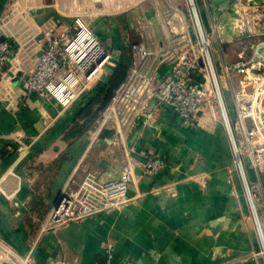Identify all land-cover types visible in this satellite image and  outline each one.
<instances>
[{
    "label": "crops",
    "instance_id": "obj_1",
    "mask_svg": "<svg viewBox=\"0 0 264 264\" xmlns=\"http://www.w3.org/2000/svg\"><path fill=\"white\" fill-rule=\"evenodd\" d=\"M12 1L0 0V18L8 22V38L2 39L13 45L14 68L39 54L41 46L33 38L36 26L58 19L83 20L95 5L109 3L123 15L110 19V28L104 23L91 27L112 52L114 70L127 43H140L148 51L166 46V18L182 3L15 0L14 12ZM196 3L203 27L212 36L219 72L224 65L250 58L264 39V0ZM238 3L250 8L257 22L253 34L240 35L234 27ZM99 7L95 18L102 19ZM21 44L27 46L18 51ZM159 62L154 56L148 59L152 69ZM10 74L13 94L0 100V238L21 255H31L35 264H98L105 262L107 244L113 243L112 264H264V175L247 172L249 184L260 185L255 194L258 226L220 116L214 118L206 107L199 126L187 129L177 115L160 109L148 125L135 120L126 145L113 142L112 129L93 141L92 127L72 135L79 110L89 101L63 107L55 99L28 93L22 77L14 84L16 75ZM222 81L225 85L224 77ZM233 82L237 85L236 77ZM225 95L232 109L228 89ZM21 146L29 148L23 158L18 154ZM133 146L134 179L124 206L44 230L67 185L78 186L89 173L104 182L119 179L126 149ZM149 153L168 164L156 175L145 171Z\"/></svg>",
    "mask_w": 264,
    "mask_h": 264
},
{
    "label": "built area",
    "instance_id": "obj_2",
    "mask_svg": "<svg viewBox=\"0 0 264 264\" xmlns=\"http://www.w3.org/2000/svg\"><path fill=\"white\" fill-rule=\"evenodd\" d=\"M181 1L166 18V46L148 51L140 43L132 44L128 78L91 128L92 140L105 129H112L113 142L126 145L135 120L141 118L148 125L160 109L170 110L185 128L194 129L199 126L200 114L207 107L214 118L220 116L226 127L235 166L244 181L250 208L259 226L255 194L260 185L251 186L247 172L264 175V39L254 47L250 58L224 65L219 72L214 60L213 39L203 27L196 0ZM16 5L17 1L13 0L14 12ZM236 7L234 27L240 35L253 34L257 22L250 8L241 3ZM35 29L33 38L36 37L41 46L39 54L30 63L14 68L11 65L13 45L8 39H2L8 38V22L0 18V100L13 94L8 84L13 73L14 76L21 74L28 93L55 99L63 107L80 99L89 101L104 70L112 65V52L79 18L72 22L58 19ZM25 45L21 44L18 51ZM152 56L160 59L155 69L148 63ZM235 77L237 85L233 82ZM225 89L231 93L232 109ZM28 151L27 146H21L20 158ZM134 153V146L126 149L122 174L117 180L104 182L89 173L78 186L67 185L58 206L49 213L44 230H54L124 206L129 201L127 191L134 179ZM145 157V171L149 175L160 173L168 165L165 158L155 153ZM114 250V244L108 243L105 262L98 264H112ZM7 263L35 264L31 255H21L0 238V264Z\"/></svg>",
    "mask_w": 264,
    "mask_h": 264
},
{
    "label": "trees",
    "instance_id": "obj_3",
    "mask_svg": "<svg viewBox=\"0 0 264 264\" xmlns=\"http://www.w3.org/2000/svg\"><path fill=\"white\" fill-rule=\"evenodd\" d=\"M132 59V45L127 43L122 48L114 73L97 86L94 96L79 110L73 136L80 135L93 127L100 114L111 103L116 91L126 82Z\"/></svg>",
    "mask_w": 264,
    "mask_h": 264
},
{
    "label": "rangeland",
    "instance_id": "obj_4",
    "mask_svg": "<svg viewBox=\"0 0 264 264\" xmlns=\"http://www.w3.org/2000/svg\"><path fill=\"white\" fill-rule=\"evenodd\" d=\"M98 6H100L99 8H101V12L105 15L102 19H98V18H95L96 16H98V13H97V9ZM91 14H90V17L89 16H86L85 18H83V22L88 26L90 27L93 31H94V28H92L93 26H95V24H99V23H104V24H108V27L110 28V22L109 20L110 19H113L115 17H121L123 14H116L114 8H113V4H100V5H95V9L94 8H91L90 11H89ZM94 13H97V14H94ZM114 22V20H113ZM235 22V20H234ZM93 25V26H92ZM92 26V27H91ZM236 29V28H235ZM237 30V29H236ZM94 33L98 36V34L96 33V31H94ZM99 37V36H98ZM100 38V37H99ZM100 40L102 41V43L104 45L105 44V41L104 39L100 38ZM108 47V46H107ZM114 49V48H113ZM112 49V50H113ZM111 64L110 66H108L104 72H103V76L101 78V80H104V78L106 77H110L113 73H114V69L112 68L113 65H116V61L114 59V56H113V59L111 61Z\"/></svg>",
    "mask_w": 264,
    "mask_h": 264
},
{
    "label": "water",
    "instance_id": "obj_5",
    "mask_svg": "<svg viewBox=\"0 0 264 264\" xmlns=\"http://www.w3.org/2000/svg\"><path fill=\"white\" fill-rule=\"evenodd\" d=\"M20 76H21V74H18V75L16 76V78H15V80H14V84H17V83H18V80H19ZM23 86L26 87L25 84H23ZM61 198H62V194L60 195V197L58 198V200H57V202H56V204H55L56 207L58 206V204H59Z\"/></svg>",
    "mask_w": 264,
    "mask_h": 264
}]
</instances>
